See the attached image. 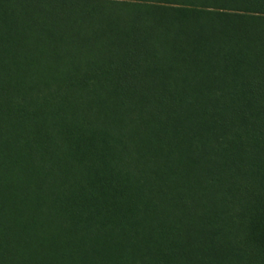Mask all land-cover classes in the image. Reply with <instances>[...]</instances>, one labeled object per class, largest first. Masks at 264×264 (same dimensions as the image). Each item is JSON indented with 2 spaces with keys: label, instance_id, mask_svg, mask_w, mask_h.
I'll return each mask as SVG.
<instances>
[{
  "label": "trees",
  "instance_id": "16d2710c",
  "mask_svg": "<svg viewBox=\"0 0 264 264\" xmlns=\"http://www.w3.org/2000/svg\"><path fill=\"white\" fill-rule=\"evenodd\" d=\"M0 264H264V0H0Z\"/></svg>",
  "mask_w": 264,
  "mask_h": 264
}]
</instances>
